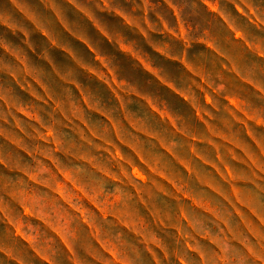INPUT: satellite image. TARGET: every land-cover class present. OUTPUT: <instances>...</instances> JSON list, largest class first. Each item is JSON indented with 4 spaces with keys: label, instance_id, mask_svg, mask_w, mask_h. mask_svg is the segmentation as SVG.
Segmentation results:
<instances>
[{
    "label": "clouds",
    "instance_id": "clouds-1",
    "mask_svg": "<svg viewBox=\"0 0 264 264\" xmlns=\"http://www.w3.org/2000/svg\"><path fill=\"white\" fill-rule=\"evenodd\" d=\"M0 264H264V0H0Z\"/></svg>",
    "mask_w": 264,
    "mask_h": 264
}]
</instances>
